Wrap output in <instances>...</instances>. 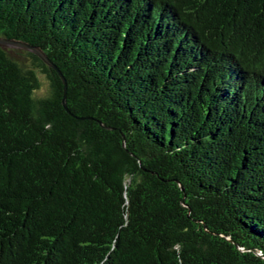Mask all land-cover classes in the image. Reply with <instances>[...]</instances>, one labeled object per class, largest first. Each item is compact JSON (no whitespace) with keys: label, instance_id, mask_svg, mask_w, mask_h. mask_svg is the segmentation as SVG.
Segmentation results:
<instances>
[{"label":"trees","instance_id":"16d2710c","mask_svg":"<svg viewBox=\"0 0 264 264\" xmlns=\"http://www.w3.org/2000/svg\"><path fill=\"white\" fill-rule=\"evenodd\" d=\"M0 36L55 66L0 47V264H264V0H0Z\"/></svg>","mask_w":264,"mask_h":264},{"label":"water","instance_id":"95a60500","mask_svg":"<svg viewBox=\"0 0 264 264\" xmlns=\"http://www.w3.org/2000/svg\"><path fill=\"white\" fill-rule=\"evenodd\" d=\"M0 47L27 50V51L32 52L35 55H37L47 65L51 66L52 68H55L54 64L36 46H32V45L27 44L25 42H21V41H18V40H14V39H11V38H5V37H1L0 36ZM62 80L65 83V80H64L63 77H62Z\"/></svg>","mask_w":264,"mask_h":264},{"label":"rangeland","instance_id":"374dc122","mask_svg":"<svg viewBox=\"0 0 264 264\" xmlns=\"http://www.w3.org/2000/svg\"><path fill=\"white\" fill-rule=\"evenodd\" d=\"M44 88H45V84H43V86H42V88L40 90H38V91L35 92L34 96L35 97H41V96H43V93L45 92Z\"/></svg>","mask_w":264,"mask_h":264}]
</instances>
